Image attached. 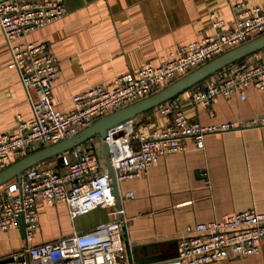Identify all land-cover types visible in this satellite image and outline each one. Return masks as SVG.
<instances>
[{
  "label": "built area",
  "instance_id": "1",
  "mask_svg": "<svg viewBox=\"0 0 264 264\" xmlns=\"http://www.w3.org/2000/svg\"><path fill=\"white\" fill-rule=\"evenodd\" d=\"M230 23L209 13L214 28L198 40L177 45L157 63L145 62L134 71L115 75L110 84H93L70 96L71 109L54 108L52 87L57 60L45 42L18 39L66 12L63 0H0V31L8 47L6 67L14 69L29 104L30 116L17 115L15 129L0 133V168L41 146L56 143L93 120L137 101L216 55L264 32V7L244 0L229 2ZM251 85L264 88V57L237 59L197 82L191 102L208 106L217 95L228 97ZM159 116L161 124L151 121ZM264 124V116L201 124L189 119L179 100L172 96L154 107L106 129L101 142L118 183L137 178L153 166L159 156L183 148L191 139L195 148L203 137ZM119 201L131 191H117ZM116 195L104 160L80 144L57 154V162L36 163L0 186V231L18 227L23 245L0 256V264H134L123 240L125 217H111L92 230L52 240L31 243L37 228V202H62L69 219L98 207L115 205ZM264 238V211L244 209L221 219L196 222L177 238L171 258L152 264H204L220 259L256 254Z\"/></svg>",
  "mask_w": 264,
  "mask_h": 264
},
{
  "label": "crops",
  "instance_id": "2",
  "mask_svg": "<svg viewBox=\"0 0 264 264\" xmlns=\"http://www.w3.org/2000/svg\"><path fill=\"white\" fill-rule=\"evenodd\" d=\"M63 1V16L18 39L45 42L55 55L58 68L52 101L60 112L71 109L73 93L93 84L108 85L121 72L134 71L145 62L155 64L177 45L211 34L214 28L210 25V12L228 25V4L240 0ZM244 1L264 7V0ZM263 57L264 47L242 59ZM8 59V47L0 31V133L15 129L17 115L22 119L30 116L17 73L6 67ZM196 84L175 95L189 119L210 124L264 116V88L247 85L242 98L237 93L217 95L204 106L191 102ZM161 120L155 116L151 123L159 126ZM80 145L104 160L99 135ZM41 162L54 164L57 155ZM117 187L120 192L131 191V197L123 198L119 206L98 207L73 219H69L62 202L38 201L37 228L30 242L92 230L97 223L121 215L126 219L123 240L129 260L152 264L175 255L177 238L187 226L244 209L263 212L264 124L206 134L201 148H195L191 139H184L182 149L159 156L139 177L121 179ZM100 208L108 210L105 217L90 215ZM57 220L58 227L53 231ZM22 245L20 228L0 231V256ZM204 264H264V238L256 254Z\"/></svg>",
  "mask_w": 264,
  "mask_h": 264
},
{
  "label": "water",
  "instance_id": "3",
  "mask_svg": "<svg viewBox=\"0 0 264 264\" xmlns=\"http://www.w3.org/2000/svg\"><path fill=\"white\" fill-rule=\"evenodd\" d=\"M264 47V32L251 37L245 42L232 47L222 53L216 55L205 63L190 70L186 74L178 77L169 84L161 87L155 92L127 105H124L118 109H115L97 119L85 127L79 129L75 134L60 140L56 143L44 145L10 163L6 167L0 169V185L12 177L18 178L20 172L38 162L46 160L52 156L59 154L62 151L69 149L70 147L80 144L93 135H99L103 139L107 128L118 124L119 122L134 116L135 114L144 112L155 105L165 101L166 99L175 96L182 90L187 89L193 84L204 79L212 72L218 70L224 65L233 62L237 59L243 58L248 54ZM102 150L104 155V162L106 164L108 173L110 175V182L113 188V192L116 195L115 204L119 206V199L117 196V182L114 178V172L111 167L107 145L102 141Z\"/></svg>",
  "mask_w": 264,
  "mask_h": 264
},
{
  "label": "rangeland",
  "instance_id": "4",
  "mask_svg": "<svg viewBox=\"0 0 264 264\" xmlns=\"http://www.w3.org/2000/svg\"><path fill=\"white\" fill-rule=\"evenodd\" d=\"M107 214H108V210L106 208L105 209L100 208V209L95 210V212H90V215L92 217H105ZM56 222H57L56 226L52 227L53 231H54V229H56L58 227V224H59L58 220ZM64 226H65L64 224L61 225L62 228H64Z\"/></svg>",
  "mask_w": 264,
  "mask_h": 264
},
{
  "label": "trees",
  "instance_id": "5",
  "mask_svg": "<svg viewBox=\"0 0 264 264\" xmlns=\"http://www.w3.org/2000/svg\"><path fill=\"white\" fill-rule=\"evenodd\" d=\"M240 59H242V58H240Z\"/></svg>",
  "mask_w": 264,
  "mask_h": 264
}]
</instances>
